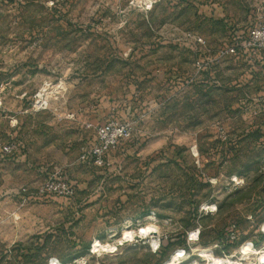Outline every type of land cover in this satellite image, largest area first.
<instances>
[{"label":"rangeland","instance_id":"obj_1","mask_svg":"<svg viewBox=\"0 0 264 264\" xmlns=\"http://www.w3.org/2000/svg\"><path fill=\"white\" fill-rule=\"evenodd\" d=\"M255 27L264 0H0V264H259L264 49L218 58ZM112 118L129 138L83 164ZM62 169L75 198L41 196Z\"/></svg>","mask_w":264,"mask_h":264},{"label":"built area","instance_id":"obj_2","mask_svg":"<svg viewBox=\"0 0 264 264\" xmlns=\"http://www.w3.org/2000/svg\"><path fill=\"white\" fill-rule=\"evenodd\" d=\"M187 38L192 39L191 34L186 35ZM197 40V39H195ZM200 44H203L202 39H198ZM251 47L258 49V51L264 49V27H255L254 30L250 32L249 42H240L228 47L219 49L218 58H227L237 55L238 53H243L246 49H251ZM198 69L202 68L200 62L197 63ZM96 139L94 143L88 145L83 151L80 160L83 164L92 165L94 167H105L107 165V156L116 149L121 142L128 139L130 132L132 131L131 123L123 122L118 119H110L106 123L95 127ZM1 151L4 155H13V148L11 145L1 146ZM41 196L60 198L63 200H73L77 194L75 185L65 179L60 172H56L51 175L48 181L39 190ZM26 202V201H25ZM150 236V235H148ZM150 237H153L151 235ZM155 238V237H154ZM152 239V238H151ZM158 246L152 247L154 253L160 252L166 243L165 239L159 238L157 240ZM187 251L183 249L181 252L176 253L175 256L179 257L178 263L182 264L180 260H187Z\"/></svg>","mask_w":264,"mask_h":264},{"label":"bare ground","instance_id":"obj_3","mask_svg":"<svg viewBox=\"0 0 264 264\" xmlns=\"http://www.w3.org/2000/svg\"><path fill=\"white\" fill-rule=\"evenodd\" d=\"M214 208V207H212ZM156 232L155 230H150V229H143L140 233V235L143 236H148V235H154ZM136 233L134 231H131L130 228H127L126 231H124V238L123 240L120 241V244L123 245L126 241H134V238L136 237ZM152 241L151 243L153 244L154 247L158 246V242L154 237H151ZM100 249H108L109 251L112 250L110 246H105L102 244H99ZM256 254V255H261L259 258V264H264V253H254V250L251 249V246L246 247V253L247 255L250 254ZM202 259H204L205 262H208V264H235L230 260H217L214 255L212 254L211 251L204 250L200 252V255L198 256ZM179 257H176L175 255L167 262L166 264H179L178 263ZM52 264H60L58 260H53ZM193 264H197L196 262Z\"/></svg>","mask_w":264,"mask_h":264},{"label":"crops","instance_id":"obj_4","mask_svg":"<svg viewBox=\"0 0 264 264\" xmlns=\"http://www.w3.org/2000/svg\"><path fill=\"white\" fill-rule=\"evenodd\" d=\"M62 170H63L64 178L67 179V180H70L69 177H68V175L66 174L67 172L64 171V169H62Z\"/></svg>","mask_w":264,"mask_h":264},{"label":"trees","instance_id":"obj_5","mask_svg":"<svg viewBox=\"0 0 264 264\" xmlns=\"http://www.w3.org/2000/svg\"><path fill=\"white\" fill-rule=\"evenodd\" d=\"M170 243V242H169ZM169 243H167V244H169ZM168 245H166V243L164 244V246H163V248H166Z\"/></svg>","mask_w":264,"mask_h":264}]
</instances>
